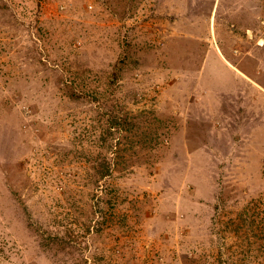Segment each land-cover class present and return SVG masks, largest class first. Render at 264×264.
Instances as JSON below:
<instances>
[{"label":"rangeland","instance_id":"374dc122","mask_svg":"<svg viewBox=\"0 0 264 264\" xmlns=\"http://www.w3.org/2000/svg\"><path fill=\"white\" fill-rule=\"evenodd\" d=\"M0 264H264V0H0Z\"/></svg>","mask_w":264,"mask_h":264},{"label":"trees","instance_id":"16d2710c","mask_svg":"<svg viewBox=\"0 0 264 264\" xmlns=\"http://www.w3.org/2000/svg\"><path fill=\"white\" fill-rule=\"evenodd\" d=\"M110 168H111V163L108 162L107 164V162H104L103 167L100 169V175L104 177L105 175L109 174Z\"/></svg>","mask_w":264,"mask_h":264}]
</instances>
